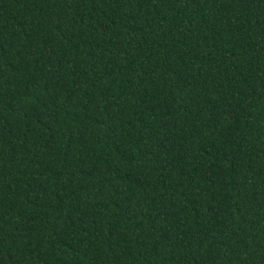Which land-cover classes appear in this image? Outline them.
Instances as JSON below:
<instances>
[{
	"label": "trees",
	"instance_id": "obj_1",
	"mask_svg": "<svg viewBox=\"0 0 264 264\" xmlns=\"http://www.w3.org/2000/svg\"><path fill=\"white\" fill-rule=\"evenodd\" d=\"M0 264H264V0H0Z\"/></svg>",
	"mask_w": 264,
	"mask_h": 264
}]
</instances>
